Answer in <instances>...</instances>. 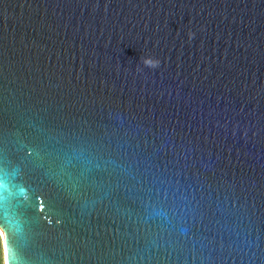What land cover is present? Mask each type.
Segmentation results:
<instances>
[{
	"label": "water",
	"instance_id": "95a60500",
	"mask_svg": "<svg viewBox=\"0 0 264 264\" xmlns=\"http://www.w3.org/2000/svg\"><path fill=\"white\" fill-rule=\"evenodd\" d=\"M0 230L9 264H264V0H0Z\"/></svg>",
	"mask_w": 264,
	"mask_h": 264
},
{
	"label": "clouds",
	"instance_id": "9594fccd",
	"mask_svg": "<svg viewBox=\"0 0 264 264\" xmlns=\"http://www.w3.org/2000/svg\"><path fill=\"white\" fill-rule=\"evenodd\" d=\"M151 57H141V60L145 63H148L149 61H151ZM0 231H3V230H0ZM0 264H9V260H8V257L6 258L5 257V254L3 251H0Z\"/></svg>",
	"mask_w": 264,
	"mask_h": 264
},
{
	"label": "snow or ice",
	"instance_id": "6c2138e0",
	"mask_svg": "<svg viewBox=\"0 0 264 264\" xmlns=\"http://www.w3.org/2000/svg\"><path fill=\"white\" fill-rule=\"evenodd\" d=\"M0 247H2L5 257L7 258V243L3 231H0Z\"/></svg>",
	"mask_w": 264,
	"mask_h": 264
},
{
	"label": "rangeland",
	"instance_id": "374dc122",
	"mask_svg": "<svg viewBox=\"0 0 264 264\" xmlns=\"http://www.w3.org/2000/svg\"><path fill=\"white\" fill-rule=\"evenodd\" d=\"M0 251H1V247H0Z\"/></svg>",
	"mask_w": 264,
	"mask_h": 264
}]
</instances>
